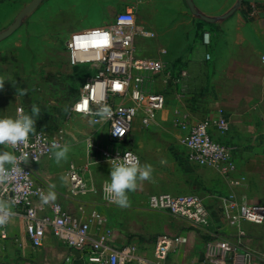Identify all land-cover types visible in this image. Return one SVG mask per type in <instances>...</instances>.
Wrapping results in <instances>:
<instances>
[{"label":"crops","instance_id":"crops-1","mask_svg":"<svg viewBox=\"0 0 264 264\" xmlns=\"http://www.w3.org/2000/svg\"><path fill=\"white\" fill-rule=\"evenodd\" d=\"M129 1L113 0V20L109 22L101 14L92 28L114 22L133 3ZM139 1L143 25L157 35L155 41L138 42L144 47V56L152 57L166 49L172 66L187 72L181 83L174 86L166 88L161 79L143 85L144 91L159 92L167 101L153 123L143 125L140 111L127 139L111 143L105 128L85 116L71 115L76 98L71 100L67 85L75 71L68 69L67 40L64 43L67 64L54 71L43 70L38 65V53L43 46L49 47L46 60L54 62L56 44L48 34L34 37L37 30L33 28L25 36L20 33L0 42V78L5 82L0 90L1 117H15L21 107L30 112L36 104L41 110L36 129L63 131V146L70 149L67 158L57 163L55 150L31 169L37 184L45 187L47 193L54 190V201L62 203L75 216L80 212L79 203L68 198L70 166H75L96 190L110 177L111 166L100 161L101 153L93 151L90 157L89 138L103 149L130 150L141 164L152 165L151 178L139 182L137 189L128 193L130 207L106 208L99 194L94 193L81 198L86 205L84 218L93 209L106 215V226L111 231L108 243L113 250L135 244L140 247L138 255L150 262L159 236L183 235L188 243L170 254L171 264H203L207 242L219 237L237 243L239 252L264 251V224L244 223L246 236L240 238L225 216L229 198L239 203L264 204V0H243L236 13L227 19L221 17L238 0H192L199 13L218 19L214 23L197 21L186 0ZM111 8L108 6L106 13ZM14 16L10 1H0V32L13 23ZM77 29L72 28L71 33L80 31ZM206 32L210 33V44L204 43ZM155 48L159 51L154 52ZM18 88L27 94L18 95ZM207 117H223L229 122L230 130L225 137L214 132L215 137L235 148L237 168L229 176L188 159L184 141L189 127ZM52 185L55 187L50 189ZM161 193L201 197L211 215L209 229L191 226L167 211L152 210L149 197ZM5 207L12 210L8 204ZM92 232L96 235L95 225ZM8 236L0 241V264H60L70 253L52 234L45 237L39 250H34L22 216L11 218ZM255 264L263 263L258 259Z\"/></svg>","mask_w":264,"mask_h":264},{"label":"built area","instance_id":"built-area-1","mask_svg":"<svg viewBox=\"0 0 264 264\" xmlns=\"http://www.w3.org/2000/svg\"><path fill=\"white\" fill-rule=\"evenodd\" d=\"M105 36L108 37L107 43L103 42ZM156 36L154 30L139 22L137 7L130 6L114 22L103 27L75 31L66 42L71 67L85 65L97 69L95 76L88 78L83 84L71 106V115L85 116L95 125L105 128L111 143L127 139L140 111H143L142 124L149 126L155 121L157 113L165 107V96L159 92L147 93L143 89L144 84L161 79L167 88L180 84L187 76L185 70H176L172 66L166 49L159 51L158 58L137 54L139 40L152 41ZM210 38V33H204L205 44H210ZM104 105L110 108L112 115L107 119H100L95 113ZM229 130V122L223 117H207L190 126L184 141L188 159L198 166L216 169L225 177L232 174L237 168L235 148L214 136L216 132L225 137ZM63 138L62 130L36 129L35 133L30 134L26 145H0V152L9 151L17 156L28 154L27 160H21L15 166H6L9 174L7 178L0 179V215L8 213L7 221L0 224V241L9 238L11 218L22 216L34 250L43 246L48 234H52L70 249V253L60 264H171L168 262L170 254L186 245L187 237L159 236L155 242L154 259L150 262L138 255L140 247L135 244L117 250L109 246L111 231L106 226V215L93 209L84 218L86 205L81 198L94 193L99 194L106 208L116 203L105 198L103 186L100 190L89 186L73 165L67 172L68 198L79 203L80 215L71 214L58 201L43 202L42 196L47 191L35 181L31 166L61 148ZM87 141L90 157L93 151H98L102 162L122 157L125 152L130 151L103 149L92 137ZM133 154L136 155L134 152ZM13 167L15 171H11ZM5 204L10 205L12 210L9 211ZM148 204L152 210L167 211L191 226L209 229L211 225L210 212L198 195L155 194L149 197ZM226 206L225 216L229 224L237 229L240 238L246 236L242 227L244 223L256 226L264 224V204L239 203L236 199L229 198ZM93 225L97 229L96 235L92 232ZM258 259L264 264V251L239 252L237 243L219 237L207 242L202 262L227 264L231 260V264H255Z\"/></svg>","mask_w":264,"mask_h":264},{"label":"rangeland","instance_id":"rangeland-1","mask_svg":"<svg viewBox=\"0 0 264 264\" xmlns=\"http://www.w3.org/2000/svg\"><path fill=\"white\" fill-rule=\"evenodd\" d=\"M8 1H10V7L13 8L16 16V14L32 0ZM129 2H133L130 6L137 7L138 20L143 24L140 1L130 0ZM108 6L112 8L110 12L106 13V8ZM101 14H104V18H106L107 21L111 22L113 20V0H45L31 16L23 22L22 27L12 37L19 36L20 33L25 36L32 28L35 31L37 30L34 37H46V34H48V37H51L56 44L53 49L54 62L46 60V54L49 52L50 48H46L45 46H43V49L39 51L37 60L39 61L38 65H40L41 69L54 71L57 67L67 64V61L64 59V56L66 55L64 43L68 40L72 32V28H79L77 30L92 28L94 26L93 22L98 21V18H101L102 16ZM15 16L13 17V21ZM194 17L197 21L204 22L200 17ZM52 29H59V31L53 30L54 32H52ZM141 45L142 44L136 46V52L139 55H145L143 50L144 47ZM156 50L157 48L154 49V52H156ZM157 51H159V49ZM159 56L160 54L157 53L152 57L158 58ZM68 69L75 71L73 73L71 72L72 74H70V78H68L69 84L67 85L70 91L69 93L71 94L70 98L73 100L74 98H77L78 94L81 92L85 81L88 78L95 76L97 69L85 65L79 67L69 66Z\"/></svg>","mask_w":264,"mask_h":264},{"label":"clouds","instance_id":"clouds-1","mask_svg":"<svg viewBox=\"0 0 264 264\" xmlns=\"http://www.w3.org/2000/svg\"><path fill=\"white\" fill-rule=\"evenodd\" d=\"M108 37L103 38V42L107 43ZM5 87L3 78H0V90ZM18 95H26V91L18 88ZM41 110L38 105L33 104L30 112H26L23 108H17L15 117H0V145L16 146L18 144H27L30 134L36 131V121L40 116ZM95 115L100 119H107L112 115L110 108L107 105L100 107ZM126 134V133H125ZM124 134V135H125ZM69 146L56 150L53 155L56 162L67 158ZM27 153H22L20 156L9 151L0 152V179L7 178L9 174L8 165H17L21 160H27ZM110 177L103 185V192L106 199L114 200L116 205L121 208L130 207L129 192L135 191L139 186V182L149 180L151 178L153 167L150 164H141L139 158L131 151H127L122 157L109 159ZM15 171V167L11 169ZM55 186H50V189ZM56 192L49 190L48 193L42 196L44 203L54 201ZM8 219V213L0 215V224H3Z\"/></svg>","mask_w":264,"mask_h":264},{"label":"water","instance_id":"water-1","mask_svg":"<svg viewBox=\"0 0 264 264\" xmlns=\"http://www.w3.org/2000/svg\"><path fill=\"white\" fill-rule=\"evenodd\" d=\"M45 0H32L29 4H27L16 16L15 20L13 23L4 29L3 31L0 32V42L10 38L13 36L23 25V22L31 16L44 2ZM191 13L194 16L200 17L203 21L208 22V23H214L218 21V19L215 18H210L207 17L197 10L195 4L193 3L192 0H186ZM243 0H238L237 3L234 5V7L228 11L225 15L221 17V19H227L234 15L236 11L239 9V7L242 5Z\"/></svg>","mask_w":264,"mask_h":264},{"label":"trees","instance_id":"trees-1","mask_svg":"<svg viewBox=\"0 0 264 264\" xmlns=\"http://www.w3.org/2000/svg\"><path fill=\"white\" fill-rule=\"evenodd\" d=\"M210 241V240H209Z\"/></svg>","mask_w":264,"mask_h":264}]
</instances>
